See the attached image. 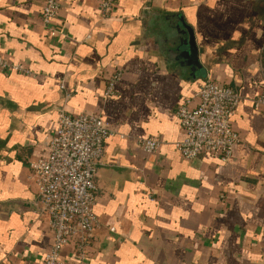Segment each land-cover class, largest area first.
Listing matches in <instances>:
<instances>
[{
	"label": "crops",
	"instance_id": "crops-1",
	"mask_svg": "<svg viewBox=\"0 0 264 264\" xmlns=\"http://www.w3.org/2000/svg\"><path fill=\"white\" fill-rule=\"evenodd\" d=\"M103 1L60 0L53 34L44 0H0V50L34 74L0 71V264H43L53 241L30 163L50 153L63 106L115 131L95 180L99 227L85 258L70 244L64 264H264V111L253 105L264 90V0H115L107 17ZM178 23L194 66L172 51ZM207 79L241 96L227 162L186 160L176 147L177 110L197 103ZM149 137L161 141L152 153L141 147Z\"/></svg>",
	"mask_w": 264,
	"mask_h": 264
},
{
	"label": "built area",
	"instance_id": "built-area-1",
	"mask_svg": "<svg viewBox=\"0 0 264 264\" xmlns=\"http://www.w3.org/2000/svg\"><path fill=\"white\" fill-rule=\"evenodd\" d=\"M114 5L115 0H104L103 15L109 16ZM60 8V0H44L42 23L53 34L59 33V27L54 23ZM0 71L34 75L30 68L6 58L1 50ZM122 78L121 70L111 76L106 98L115 94L116 85ZM197 96V103L185 99L177 110L185 136L176 147L186 160H194L205 153H217L222 161L227 162L241 141L232 121L241 96L212 79L204 82ZM66 97L68 99L70 94ZM253 105L256 110L264 111V90L253 99ZM114 135L115 131L101 116L75 115L65 106L59 110L56 132L48 141L50 153L30 163L41 209L54 232L43 264H64L62 253L70 244L75 245L79 258H85L100 224L94 211L95 180L104 144ZM160 145L161 141L154 137L141 141V147L147 153L157 151ZM114 230L111 227V231Z\"/></svg>",
	"mask_w": 264,
	"mask_h": 264
},
{
	"label": "water",
	"instance_id": "water-1",
	"mask_svg": "<svg viewBox=\"0 0 264 264\" xmlns=\"http://www.w3.org/2000/svg\"><path fill=\"white\" fill-rule=\"evenodd\" d=\"M175 17L178 16L175 15ZM176 29L183 36H180L179 45L175 49H172L173 53L175 54V59L190 64L192 66L196 65L197 60L193 57L192 49L188 41L187 30L183 28L180 23H178Z\"/></svg>",
	"mask_w": 264,
	"mask_h": 264
}]
</instances>
